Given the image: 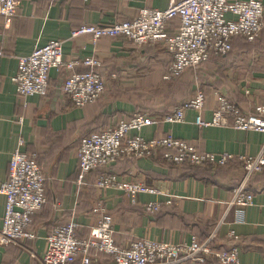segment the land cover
I'll return each instance as SVG.
<instances>
[{
	"label": "crops",
	"instance_id": "obj_1",
	"mask_svg": "<svg viewBox=\"0 0 264 264\" xmlns=\"http://www.w3.org/2000/svg\"><path fill=\"white\" fill-rule=\"evenodd\" d=\"M169 2L17 0V15H0V184L7 178L11 154L21 140L24 151L38 154L47 176V202L33 215L35 238L0 245V264H41L46 236L57 225L75 222L76 236L88 237L99 217L94 208L100 200L113 216L114 238L119 246L141 238L180 243L196 236L203 242L214 233L211 244L215 250H229L236 245L240 264H264V171L248 181L255 201L242 210L230 205L245 175L237 160L225 167L189 170L166 162L162 152L157 151L150 156L123 158L85 173L80 180L78 148L84 137L116 126L139 111L161 117L193 98L199 89L206 98L201 111L188 109L183 122H161L133 133L148 140L172 133L194 142L201 151L216 153L257 155L263 150L264 132L239 130L231 124L201 127L196 123L200 113L205 120L213 118L219 96L236 103L245 114L256 113L264 98L263 33L251 44L236 42L235 56L211 58L196 69L186 70L173 82L164 79L171 56L162 43L139 45L106 36L94 45L90 36H71L82 24L130 20L144 7L163 9ZM178 26V20L169 22L167 31L174 32ZM54 39L63 41L65 60L87 56L102 60L107 79L98 100L75 106L63 91L69 71L60 67L50 71L47 96L24 98L17 93L12 77L18 70V58ZM164 100L169 103L162 105ZM102 173L142 181L156 192L141 193L133 203L120 189L98 188L95 182ZM152 202H159L161 210L147 212L146 205ZM4 213L5 197L0 194V227ZM231 233L238 239L231 238ZM97 261L114 264L113 258L104 254H99ZM80 262L79 258L74 264ZM183 264L220 263L212 258Z\"/></svg>",
	"mask_w": 264,
	"mask_h": 264
},
{
	"label": "built area",
	"instance_id": "obj_2",
	"mask_svg": "<svg viewBox=\"0 0 264 264\" xmlns=\"http://www.w3.org/2000/svg\"><path fill=\"white\" fill-rule=\"evenodd\" d=\"M17 13V0H0V15L11 18ZM175 17H179L180 26L174 34H169L167 23ZM263 27L262 0H170L166 8L144 7L130 20L111 24H82L72 31L71 36H90L94 45L106 36L125 38L139 45L162 43L171 56L164 79L171 80L187 69L198 68L212 55L227 54L232 48L234 37L253 41ZM63 55V41L54 39L37 46L30 54L20 56L18 70L12 77L17 93L24 98L47 96L50 71L60 67L69 71L63 91L75 106L83 107L98 100L105 91L107 79L102 60L96 56L65 60ZM77 66L89 69L77 71ZM112 76L115 77V74ZM205 100L204 92L199 89L193 98L164 116L157 117L147 111H139L122 119L116 126L84 137L78 148L80 180L85 173L110 166L123 158L150 156L157 151H162L166 162L177 165L188 163L217 168L237 160L245 175L235 189L230 205L241 210L254 205L255 194L248 190L247 185L254 174L264 170V148L257 155L216 153L201 151L194 142L179 139L172 133L149 140L133 133L161 122H183L186 110L201 111L205 107ZM218 103L213 118L205 120L200 113L196 118L197 125L208 127L231 124L239 130L264 132V98L254 114H245L225 96H219ZM19 123L22 125L23 118L19 119ZM22 146L23 140L12 152L7 178L0 184V194L5 197L0 245L20 239H34L33 215L47 202V176L41 168L38 154L28 153ZM95 185L100 189H120L133 203L141 193L156 192L142 181L123 179L114 173H102ZM103 203L100 200L94 208L99 217L86 238L76 236L75 222L55 226L46 236L41 264H74L79 258L80 264H99V254L111 256L114 264H183L187 261L205 262L210 257L217 258L220 264H240L238 246L232 245L229 250L221 251L213 248L211 243L214 233L203 242L196 236L180 243L141 238L127 246H119L114 238L113 216L106 211ZM160 210L159 202L146 205L149 213ZM230 237L238 239L234 233Z\"/></svg>",
	"mask_w": 264,
	"mask_h": 264
},
{
	"label": "trees",
	"instance_id": "obj_3",
	"mask_svg": "<svg viewBox=\"0 0 264 264\" xmlns=\"http://www.w3.org/2000/svg\"><path fill=\"white\" fill-rule=\"evenodd\" d=\"M174 20H178L179 21V26H180V19H179V17H175V18H173V19H171L169 22H172V21H174ZM168 22V23H169ZM167 23V24H168ZM178 26V27H179ZM178 27H177V29H178ZM166 28H167V26H166ZM176 29V30H177ZM176 30H174V32H168L169 34H174L175 32H176ZM261 33H263L264 34V27H263V29H262V31H261ZM258 38V37H257ZM256 38V39H257ZM256 39H254L253 41H247V40H245L244 38H242V37H234L233 39H232V48H231V50L227 53V54H224V55H212L211 56V58H220V57H223V56H226V57H231V56H235V54H234V50H235V44H236V42H238V43H246V44H251V43H253V42H255L256 41ZM234 54V55H233ZM210 58V59H211ZM188 70V69H187ZM186 71V70H185ZM184 71V72H185ZM184 72L182 73V74H180L179 76H177V77H174L173 79H171L170 81L171 82H173V81H175V80H177V79H179L183 74H184ZM166 81V80H165ZM170 81H166V82H170ZM175 107H173L172 109H170L167 113H165L164 115H166V114H168V113H171V111H173V109H174ZM149 114H151V113H149ZM151 115H153V114H151ZM163 115V116H164ZM101 131V130H100ZM99 132V131H98ZM162 152V151H161ZM162 158H163V153H162ZM230 163H232V162H229L228 164H225V165H222V166H219L218 168H220V167H225V166H228ZM181 166H184L185 168H187V169H189V170H193V169H195L196 167H204V166H193V165H190V164H188V163H185V164H181ZM208 167H210V169L211 168H213V167H211V166H208ZM98 169H100V168H98ZM97 169V170H98ZM264 171V170H263ZM262 171V172H263ZM259 173H261V172H259ZM105 255V254H104ZM108 256V255H107ZM109 257H111V256H109ZM112 258V257H111ZM216 259L218 262H219V260L217 259V258H215V257H210V258H208L207 259V261H209V260H211V259ZM187 262H190V261H187ZM192 262V261H191ZM220 263V262H219Z\"/></svg>",
	"mask_w": 264,
	"mask_h": 264
},
{
	"label": "rangeland",
	"instance_id": "obj_4",
	"mask_svg": "<svg viewBox=\"0 0 264 264\" xmlns=\"http://www.w3.org/2000/svg\"><path fill=\"white\" fill-rule=\"evenodd\" d=\"M234 55V54H233ZM166 81H170V80H166ZM171 82V81H170ZM167 99H169V98H167ZM167 103H169V101H167V100H164V101H162V105H166ZM149 113V112H148Z\"/></svg>",
	"mask_w": 264,
	"mask_h": 264
}]
</instances>
